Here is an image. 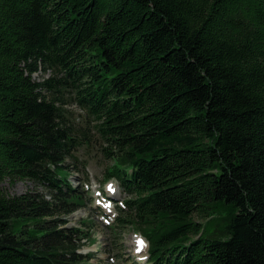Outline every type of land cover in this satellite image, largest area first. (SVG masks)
I'll return each mask as SVG.
<instances>
[{
  "label": "trees",
  "instance_id": "trees-1",
  "mask_svg": "<svg viewBox=\"0 0 264 264\" xmlns=\"http://www.w3.org/2000/svg\"><path fill=\"white\" fill-rule=\"evenodd\" d=\"M95 136L150 264H264V0H0V183L46 189L0 186V264L93 256L67 217Z\"/></svg>",
  "mask_w": 264,
  "mask_h": 264
},
{
  "label": "rangeland",
  "instance_id": "rangeland-1",
  "mask_svg": "<svg viewBox=\"0 0 264 264\" xmlns=\"http://www.w3.org/2000/svg\"><path fill=\"white\" fill-rule=\"evenodd\" d=\"M52 72L48 71L43 73L39 71L33 75L35 80H43L51 76ZM70 98L69 96H66ZM66 106L69 108V116L74 121L77 126H86L85 122V112L81 110L75 103L69 101ZM95 133V132H94ZM97 138L95 136L94 140ZM102 139H97L93 141V144L89 147L85 145L77 151L79 155V161L77 165L71 164L70 180L76 185L80 184L82 194L91 197L90 203H87L86 207L79 208L70 214L68 219V226H82L93 238H83L82 242L85 243L81 247V252L88 255V252H93L94 256L89 258L86 263L83 264H132L131 259L136 260V254L134 252V239L140 232H137L129 227H124L121 229L118 235H115L110 227L105 222L106 217L109 221H113L117 215V207L114 208V212L111 214L104 213L103 210L96 206L95 198L100 196V194L95 193L96 188H104V183L107 181L104 178V171L107 166L111 164L108 157L105 156L102 150ZM104 144V143H103ZM69 163H71L69 161ZM114 181V180H113ZM115 185L118 186V197L121 203V199L124 197L123 188L119 185L117 181H114ZM2 189L9 194H21L29 190H35L39 192H46L44 186L37 184L32 180H17L11 183L9 179H6L0 183ZM222 217L227 214L224 208H221L218 212ZM222 217H216L212 222H209L205 228L210 231L213 227L218 224H223ZM89 218L92 222L87 225L81 223V219ZM194 218L198 221L205 223L206 219L198 218L194 215ZM107 219V218H106ZM92 225V226H91ZM140 258L137 257V260Z\"/></svg>",
  "mask_w": 264,
  "mask_h": 264
},
{
  "label": "snow or ice",
  "instance_id": "snow-or-ice-1",
  "mask_svg": "<svg viewBox=\"0 0 264 264\" xmlns=\"http://www.w3.org/2000/svg\"><path fill=\"white\" fill-rule=\"evenodd\" d=\"M140 243H141V245H143L144 242L143 241H140Z\"/></svg>",
  "mask_w": 264,
  "mask_h": 264
}]
</instances>
